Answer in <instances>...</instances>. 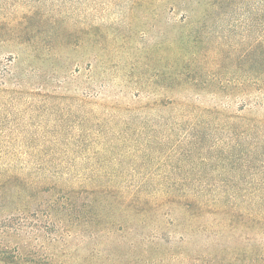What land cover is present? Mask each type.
<instances>
[{
	"label": "rangeland",
	"instance_id": "374dc122",
	"mask_svg": "<svg viewBox=\"0 0 264 264\" xmlns=\"http://www.w3.org/2000/svg\"><path fill=\"white\" fill-rule=\"evenodd\" d=\"M194 3L0 0V171L33 172L44 188L57 182L114 193L139 185L152 207L135 234L121 227L51 245L42 238L53 262L205 264L213 257L214 264H252L248 257L264 254V223L244 226L243 213L250 198L258 203L264 181L258 141L255 149L247 143L230 153L233 162L220 179L237 175L240 190L237 204L221 214L196 210L176 184L166 193V182L200 178L174 169L198 160L181 155L179 136L166 141L168 110L179 103L264 119V93L226 96L183 86L194 79L239 84L246 69L258 67L264 49L258 0H236L227 17L216 19L191 17ZM222 42L228 55L218 66L209 55Z\"/></svg>",
	"mask_w": 264,
	"mask_h": 264
},
{
	"label": "trees",
	"instance_id": "16d2710c",
	"mask_svg": "<svg viewBox=\"0 0 264 264\" xmlns=\"http://www.w3.org/2000/svg\"><path fill=\"white\" fill-rule=\"evenodd\" d=\"M235 1L195 0L191 17L225 18ZM259 18H264V0H258ZM261 45H264V41L258 40V46ZM227 55L228 49L222 42L209 57L212 63L221 66ZM257 58L258 67L246 69L244 80L239 84L229 82L207 84L206 81L198 83L194 79L191 82L185 80L183 86L226 96L242 95L251 91L264 93V49L258 51ZM163 119L164 129L168 133L166 141L179 136L180 142L178 140L177 144L184 147L181 155L184 157L185 154L192 155L198 160L197 163H193L194 165L184 161L175 165L174 169L200 174V178L190 182H166L167 194L171 193L169 186L176 184L179 186L178 192L181 193L179 196L190 201L187 204L192 203L198 211L204 207H213L218 212L202 211L221 214L227 210L230 203L237 204L234 195H238L240 190L237 175L231 179L225 178L229 179L227 182L220 179L228 174V166L233 162L230 153L247 143L252 144L255 149L257 141L258 161L262 168L258 174L264 175V119L226 115L217 110H200L179 103L173 110H168ZM234 128H241L236 139L234 136L230 138L228 136ZM241 142L246 143L242 145ZM1 151L0 155L3 154ZM46 178L49 180L53 177ZM52 182L50 181V184ZM44 184L45 181L33 177V172L31 174L15 172L13 169L11 173L0 171V264H64L52 261L54 255L45 251L46 243H42L44 242L41 241L42 238H47L48 244L51 245L63 242L66 235L84 238L94 233L112 234L116 229L122 230L121 227L135 234L138 233L140 226L147 223L146 217L151 215L152 207L149 206L151 204L147 199L148 195L146 192L143 194L145 189L139 185L127 191L123 188L115 189L113 193L104 190V192L87 189L67 190L57 182L44 188ZM243 211L248 214L245 215L244 226L257 218L258 225L264 223V181H258V203L253 197L250 198ZM257 213L258 217H253ZM142 239L136 240L140 243ZM130 246L135 247L133 244ZM247 259L252 264H264V254L252 255ZM214 262L215 258L210 257L205 264ZM113 264L132 263L123 261Z\"/></svg>",
	"mask_w": 264,
	"mask_h": 264
}]
</instances>
